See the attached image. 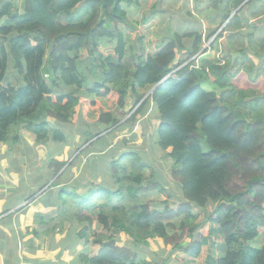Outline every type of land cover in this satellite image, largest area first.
Returning <instances> with one entry per match:
<instances>
[{
    "label": "trees",
    "instance_id": "obj_1",
    "mask_svg": "<svg viewBox=\"0 0 264 264\" xmlns=\"http://www.w3.org/2000/svg\"><path fill=\"white\" fill-rule=\"evenodd\" d=\"M3 1L0 0V37L9 52L0 61V84L6 85V90L0 89V143L10 151L19 148L21 127L35 142H63L62 132L51 127L47 117L56 126H64L72 122L83 95L102 99L116 95V111L120 109L121 116L125 115L127 98L140 103L138 109L151 100L159 115L154 130L156 144L162 152L170 149L171 177L182 193V203L175 209L166 201L163 209H152L146 201L144 194L148 191L165 198H172V194L158 183L144 185L142 174L150 169L136 159V153H126L111 162L110 177L117 190L95 187L81 196L70 192L74 211L96 208L95 223L108 233L89 237L84 228L79 238H73L91 242L83 264H152L140 259L136 252L118 247L121 233L136 246L160 239L173 249L197 257L205 239L196 231L210 220L218 225L224 244V254L217 264H264V246L257 258L248 246L259 234L264 235V89L259 90L258 84L243 90L234 83L244 74L252 81L254 66L248 56L253 54L264 63V38L254 40L251 34L242 33L235 36L248 22L238 13L230 17L231 11L252 0L213 1V6L224 9L223 22L228 21L224 30L230 33L225 38L227 59L202 58L198 68H192L195 64L190 60L214 50L221 36L217 35L208 50L201 52V35L174 33L149 52L141 46L140 38L138 43H132L131 32L127 34L133 30L129 29L133 22H129L127 10L138 6V0H24L21 12L12 10L11 2ZM185 39H192L189 48L184 46ZM103 40L115 42L105 53L101 49L106 46ZM244 40L248 45L244 46ZM33 43L48 49L43 70L46 82L41 81L39 69L35 70V77H40L36 97L31 67L26 63L29 60H24L30 56L25 53ZM236 43L240 58L232 61L230 49ZM5 45L0 43V54ZM180 52H186V60L174 65ZM7 64L17 69L11 76L14 84L5 74ZM178 67L181 68L175 75L169 76ZM209 83L211 90L203 88ZM144 92H149L145 100ZM135 115L136 112L123 120L111 112L103 113L99 118L104 125L102 132L124 129L121 122L130 124ZM52 164L56 172L65 166L56 160ZM62 193L50 198L48 206L58 210L56 218L63 214V220L72 221L75 218L69 217L67 210L70 203ZM209 204L215 206L211 214H207ZM54 215H36L35 223L45 226L55 219ZM200 215L205 221L200 220ZM63 220L53 228L54 232L64 233ZM77 220L83 222L80 217ZM88 223L91 225L89 219ZM41 231L37 228L33 233L38 236ZM186 239H190L187 245Z\"/></svg>",
    "mask_w": 264,
    "mask_h": 264
},
{
    "label": "rangeland",
    "instance_id": "obj_2",
    "mask_svg": "<svg viewBox=\"0 0 264 264\" xmlns=\"http://www.w3.org/2000/svg\"><path fill=\"white\" fill-rule=\"evenodd\" d=\"M7 1L11 2L12 10H19V12L22 11L21 4L24 0H4L3 2ZM213 1L214 0H138V6L134 5L127 10L128 19L130 20L129 22H133L129 28L133 30L127 31V34L128 32H131L130 37L132 43L134 41L138 43V39L140 38L141 46H144L149 52H153L160 41L166 37L172 36L174 33L179 35L186 33L201 35L204 39L201 52L206 49L208 50L212 40L216 38L217 35H220L221 37L218 39V43L215 44L214 50L211 49L208 53L200 56L198 59L192 58L190 60L195 64V66L192 65V68L199 66V62L202 58H210L211 60H214L215 58L227 59L225 54L229 48L225 42V38L228 37L230 33L224 32V30L228 21L223 22L222 7L213 6ZM261 4L262 8L260 7V9H263L264 12V2H261ZM2 5L1 2L0 6ZM258 5L257 1H252L238 15L240 19L245 17L249 26H255L256 29L250 27L243 29L239 28L235 36H241V33L246 35L250 32L254 34V40H257L258 32L264 34V25L262 24L264 16H254V14H261L258 11L256 13L253 12V15L251 13L249 14L251 10H258ZM231 12V14H233V11ZM144 21L148 22L144 24ZM120 28H123V26L120 25ZM0 43H4L5 45L2 37H0ZM243 43L244 46L248 45L246 40H244ZM105 44L106 46L101 48L104 53L114 47L113 42L105 41ZM191 44L192 39L184 40V46L187 48H189ZM138 48H140V44H138ZM238 49V44H234L232 49H230L231 51L229 55L238 54ZM8 52L9 48H6L5 45L4 52L0 54V61H2L4 53L8 54ZM47 53L48 49L46 47L39 48L34 43L32 48L25 53L30 55L24 60H29L26 63L31 67L30 77L33 80V84L36 86L34 87L35 97L38 93L40 77L41 81L46 82L47 80L45 73L43 72ZM138 53L140 54V50H138ZM186 56V52L177 53V60L174 65L179 64L178 62L180 60H186ZM249 56H251L252 61L254 60L251 80L253 81L258 77L256 83L254 85L250 84L252 81H250V78L245 74L240 75L238 79L235 78L234 83H238V88L243 90H247V88L259 84L258 89L262 90V88L264 89V63L253 57V54L249 53ZM239 58L240 55H237L234 60L236 61ZM220 63H223V61ZM183 64L186 65V63ZM184 65L181 67H184ZM37 68L39 69V78L35 77V70ZM14 70L11 64H7L5 74L9 76V80L13 84L15 81L11 79V76H15L17 73V69L14 68ZM25 71L26 70H24V73ZM21 81L22 78L19 79V83ZM18 88H20V85ZM203 88L211 90L212 85L209 83L208 85L203 86ZM0 89L6 90L4 82H1ZM225 90H230V88ZM148 95L149 92H144L143 100H145ZM82 97L84 98L76 107L74 117L70 124L56 126L51 117L46 118L51 127L59 129L62 132L63 142H35L34 137L21 127L23 131L20 129L18 134L19 137L20 134L21 136L23 134L25 137L23 139V144L20 146L25 151L24 157L20 158V155L23 154L21 148H18V150L15 148L13 150L14 152L8 151L10 153L11 161L13 160L14 162L15 158L18 159L16 164L21 168V171L19 172L21 177V184L19 185L21 188L19 187L18 191H22L24 197L36 194L38 198H34L33 200L41 199L40 206L44 208V211L46 209L49 210V212L51 209L46 208L49 199H55L56 194L61 191L64 192L62 193L63 196L66 197L68 203H70V205L67 204V207L69 206V209L67 210L69 211V217L73 216V218H75L74 220H63V214H59V217L56 218V215L54 214L58 213V210L55 208V211L51 214V216L54 215L53 218L55 219L50 223H46L45 227H42V240L47 246L53 244L51 241L55 242V240H62L64 237L67 239L69 238L68 240L71 243L73 238L78 237V233L84 228H87V231L90 234L89 237H92L93 233L98 235H108L104 228L95 223V220L97 219L96 208L91 209L89 212L82 210L74 211L72 207L73 198L70 196V192L81 196L89 193L95 187H104L111 191L117 190V186L110 177V164L114 159L117 160L126 153H136V159L141 163L146 164L148 166L147 168L150 169L142 174L145 179L143 182L144 185L158 183L167 188L169 193L172 194V198H165L156 191L146 192L144 194L146 201L150 202L152 209H163L166 206L164 205L165 201L168 203V206L173 209H175L178 204L182 203L180 186L178 185V182L171 177V167L173 166V162L168 158L170 149L167 152H162L156 144L157 137L156 133L154 134V130L158 125L159 115L153 102L148 100L143 107L138 109L140 103L136 104V101L129 97V99L127 98L126 107L124 109L125 115L121 116V110L119 109L116 111L118 108L116 95H111L105 99L96 98L94 96L87 97L86 95H83ZM28 109L29 108H21V110L24 111H28ZM105 112H111L119 119L123 117V120L128 119L129 116L135 112L136 115L130 124H125V121L121 122V125L125 126L124 129L110 130L107 134L102 132L104 125L99 122L100 116ZM91 135L95 138L91 139ZM5 149L6 147L3 150ZM30 152L32 154H29ZM29 155H32V158H30ZM53 160L65 163V166L62 167L59 172H56V166L52 164ZM20 163L23 164L22 167L19 165ZM44 203H47V205H44ZM95 203L98 204L99 201ZM212 211V206L208 207L207 214H211ZM78 217L83 219L82 223H78ZM202 218L203 216L200 215V220L205 221V218ZM88 219L91 221V225L88 223ZM62 220L65 225L64 233L54 232L53 228L58 226ZM207 226H214V222H211L210 220L209 223H205L196 231L197 235H201L206 239V243L208 241L207 232L209 228ZM49 227L54 235L51 230L45 232ZM70 228L73 231H71ZM212 232L214 231L212 230ZM109 235H111V232H109ZM118 237V247L127 248L134 252H139V254L145 252L149 253L151 250H155L153 252H155L156 257L163 254L164 258L168 250H170V248L165 246L161 240H149L148 243L152 244L150 249L138 250L142 248V245L139 244L136 246L132 243L135 247L134 249L131 247L130 244L132 241L127 235L121 233ZM210 237V246L205 243L201 247L203 255H214L219 252V245L223 243V239L220 236ZM189 243L190 239L184 241L185 245ZM162 250L164 251L163 253ZM149 259L150 257L148 254V260ZM177 259L179 258H176L175 262L179 264ZM160 260L162 259H159V261Z\"/></svg>",
    "mask_w": 264,
    "mask_h": 264
},
{
    "label": "crops",
    "instance_id": "obj_3",
    "mask_svg": "<svg viewBox=\"0 0 264 264\" xmlns=\"http://www.w3.org/2000/svg\"><path fill=\"white\" fill-rule=\"evenodd\" d=\"M252 1H257V4H259L258 5L259 9L251 10L249 14L251 13L253 15V12L256 13L258 11L261 14H254V16H264L263 9H260V7L262 6L261 2H264V0H252ZM251 2H249L248 4L244 3L237 10H234L233 14H230V16L231 15L234 16L237 13L239 15V13L242 12L245 9V7H247ZM223 10L224 9L222 8V11ZM223 18L224 17H222V20ZM242 20L245 21V17ZM262 24L264 25V20L262 21ZM247 27L256 29L255 26L252 25L249 26V24L246 25L245 28ZM248 34H251L254 37L253 33L249 32ZM262 38H264V34H260L258 32V37L256 39L259 40ZM111 42H113L115 45L114 41ZM104 43L105 41L103 40V44ZM200 56L201 54H199L197 59ZM249 57L251 59V56ZM210 80L213 79L210 78ZM24 138L25 137L23 136V134L22 136L20 134L19 143L21 145L23 144ZM20 146L19 148H21ZM5 147L6 149L3 150ZM14 149L15 148H13V150ZM16 149L18 150L17 147ZM21 149L23 150L24 153L20 155V158H23L25 151L23 148ZM13 150L10 151L7 145H3V143H0V264H83L84 258L91 251L90 248L91 242H86L84 238H80L78 240L72 241L71 243L69 242V240L62 239V240H55V242L51 241L53 244L51 246H47V244L42 240L43 237L41 234H39L38 236L34 235L33 232L37 231V228L45 227V226L39 227V225L35 223L34 216L36 215L51 216L54 209L47 205L46 208L48 209L50 208L51 211L49 212V210L46 209L44 211V208L40 206L41 199L33 200L34 198H38L37 195L24 197V195H22L23 192L22 191L19 192L20 190L18 191L20 187L19 184H21V177L19 175L21 168L17 166L16 162L18 161V159L15 158L13 154L12 156L15 158V161L13 162V160L12 161L10 160L9 152H12ZM29 154L32 153L30 152ZM29 157L32 158V155H29ZM19 165L22 167L23 164L20 163ZM28 197H30V199L27 200L26 198ZM210 206H212V209L214 211L215 206L209 204L208 207ZM207 227H209L207 232V237H208L207 243H206V239L204 237L202 238L205 239V243L210 246V239H211L210 236L222 237V234L220 233L219 227L216 223H214V226H207ZM212 230L214 232H212ZM47 231L48 229L45 230V232ZM153 240H160V239H153ZM118 241L119 238L117 240V243ZM161 242L163 243L162 240ZM132 243L133 242H131L130 245L135 249ZM140 245H142V248L138 250H146V249H150L152 244L148 243L147 241ZM165 246L170 248V250H168L165 256L166 258L165 257L163 258V254L156 257L155 252H153L155 250H151V252L149 253L145 252L140 254L139 252L138 253L136 252V254L140 259H145L148 262H152V264H177L175 262L176 258H179L177 259V262L179 264H217L216 263L217 259L224 254L223 243L219 245V252L215 253L214 255L212 254H210L209 256H207V254L203 255L201 250L197 257H191L187 253L183 252L181 249H173L169 245H165ZM248 246L250 249L255 251L257 258L260 255L261 250L264 246V235L259 234L255 239H253L251 242L248 243ZM163 252L164 251L162 250V253ZM148 254L150 257L149 260H148ZM158 258L162 260L159 261Z\"/></svg>",
    "mask_w": 264,
    "mask_h": 264
},
{
    "label": "water",
    "instance_id": "obj_4",
    "mask_svg": "<svg viewBox=\"0 0 264 264\" xmlns=\"http://www.w3.org/2000/svg\"><path fill=\"white\" fill-rule=\"evenodd\" d=\"M237 55H239V54H232V55H231L232 61L235 59V57H236Z\"/></svg>",
    "mask_w": 264,
    "mask_h": 264
},
{
    "label": "built area",
    "instance_id": "obj_5",
    "mask_svg": "<svg viewBox=\"0 0 264 264\" xmlns=\"http://www.w3.org/2000/svg\"><path fill=\"white\" fill-rule=\"evenodd\" d=\"M177 70H178V69H177ZM177 70L173 71L169 76H171V75L174 76V74L176 73ZM169 76H167L165 79H167Z\"/></svg>",
    "mask_w": 264,
    "mask_h": 264
},
{
    "label": "clouds",
    "instance_id": "obj_6",
    "mask_svg": "<svg viewBox=\"0 0 264 264\" xmlns=\"http://www.w3.org/2000/svg\"><path fill=\"white\" fill-rule=\"evenodd\" d=\"M175 70H177V69H175ZM175 70H173V71H175ZM178 70H179V68H178ZM173 71H172V72H173ZM174 75H175V74H174Z\"/></svg>",
    "mask_w": 264,
    "mask_h": 264
}]
</instances>
